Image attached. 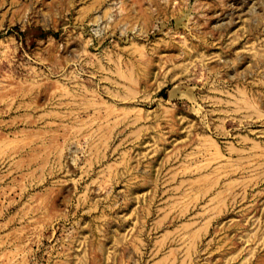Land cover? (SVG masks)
Listing matches in <instances>:
<instances>
[{
	"label": "rangeland",
	"instance_id": "374dc122",
	"mask_svg": "<svg viewBox=\"0 0 264 264\" xmlns=\"http://www.w3.org/2000/svg\"><path fill=\"white\" fill-rule=\"evenodd\" d=\"M0 264H264V0H0Z\"/></svg>",
	"mask_w": 264,
	"mask_h": 264
},
{
	"label": "bare ground",
	"instance_id": "6f19581e",
	"mask_svg": "<svg viewBox=\"0 0 264 264\" xmlns=\"http://www.w3.org/2000/svg\"><path fill=\"white\" fill-rule=\"evenodd\" d=\"M184 5H187V1H184ZM196 6V5H195ZM195 9H197V8H195Z\"/></svg>",
	"mask_w": 264,
	"mask_h": 264
}]
</instances>
